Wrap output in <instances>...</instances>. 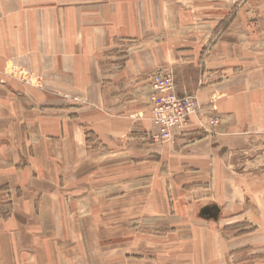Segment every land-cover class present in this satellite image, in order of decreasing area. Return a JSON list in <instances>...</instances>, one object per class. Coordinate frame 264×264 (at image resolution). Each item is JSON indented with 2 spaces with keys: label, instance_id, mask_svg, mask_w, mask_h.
<instances>
[{
  "label": "crops",
  "instance_id": "1",
  "mask_svg": "<svg viewBox=\"0 0 264 264\" xmlns=\"http://www.w3.org/2000/svg\"><path fill=\"white\" fill-rule=\"evenodd\" d=\"M98 1L87 3L86 15L110 4ZM0 3V75L12 53L32 46L35 50L17 63L41 72L47 85L35 89L9 78L0 82V264H93L91 241L98 234L85 226L103 216L96 215L88 178L95 174L91 169L101 165L130 164L153 176L160 191L149 195L153 210H141V217L172 214L169 202L157 198L166 192V185L158 184L161 169L171 177L176 194L185 177L211 179L225 210L240 206L251 211L252 199L242 180L253 179L238 174L235 163L228 162L236 150L254 146L252 135L264 133V68L235 72V37L226 32L212 51H203V37L189 50L195 56L181 60L175 40L161 37L160 31L175 36L178 29L192 27L189 11L206 15L197 3L184 8L174 0H125L118 13L109 11L100 25L89 23L84 33L79 24L83 9L74 0L71 7L58 9L56 23L52 13L41 9L39 29L35 11L47 2ZM69 17L72 51L64 55L48 38L63 29ZM198 27L206 31L205 25ZM77 44L87 55L79 53ZM117 46L131 50L123 56L122 50H114ZM161 65L175 68L180 96L198 94L208 126L212 119L208 134L193 133L197 125L192 119L185 132L175 136V146L161 147L153 140L158 128L151 119L150 72ZM89 138H95L98 149ZM81 188L85 191L74 194ZM184 212L194 211L186 207Z\"/></svg>",
  "mask_w": 264,
  "mask_h": 264
},
{
  "label": "rangeland",
  "instance_id": "2",
  "mask_svg": "<svg viewBox=\"0 0 264 264\" xmlns=\"http://www.w3.org/2000/svg\"><path fill=\"white\" fill-rule=\"evenodd\" d=\"M89 1L93 0H74L77 4L75 6L83 9L84 15L80 16L79 22L81 33H84V29L89 26V23L92 26L100 25L98 23L102 22L103 15L109 11L118 13L117 11L125 2V0H97L110 4L102 12L89 16L86 15L88 11L86 5ZM174 1L177 6L184 8H189L197 3L199 9L206 11V15H197L195 13L199 14V12L194 10L189 11L191 17L187 22L191 23L192 27L182 28L181 31L178 29L175 36L167 33L166 30L160 31L161 37L175 40L176 54L181 60L187 61L195 56L189 50L203 37L205 40L203 51H212L221 34L226 32L227 37H235V72L241 70L257 72L264 68V0H191V3H185L183 0ZM42 2H47V5L35 11L36 29H39L40 19L43 15L42 10L52 13L56 23L55 14L58 9L71 7L73 0H28L29 5ZM3 8L4 6L1 5L0 11ZM209 21L210 26L208 27ZM201 24L205 25V32L198 27ZM107 25L109 28L115 26L113 23ZM71 28L72 19L69 17L63 29L48 38L58 46L59 50H64V55L71 54L72 51L71 44L67 41L69 37L67 33ZM115 38L118 39L117 42L122 41L120 36H115ZM153 42L155 41L153 40ZM196 45L199 46V44ZM77 46L81 55L84 52L87 55L84 46L81 44H77ZM119 46L114 50H122L120 55L126 56L127 52L131 50V48L123 46L120 48ZM30 48L26 47L16 51L18 54L10 55L1 71L0 82L3 83L5 78H9L30 88L47 89L45 75L17 63L18 59L35 50L32 46ZM178 67L187 66L179 65ZM155 73H172L178 91V74H176L175 68L170 65H161L150 72V78ZM193 95L199 99L197 93L179 96ZM200 105L203 110L204 106L201 101ZM201 112L198 117L193 118L197 128L192 131L197 134H208L212 119L209 120L208 126ZM139 117H143V115L141 114ZM189 125L190 122L183 131H175L174 139L171 142L159 143L160 146H175V136L178 133H184ZM263 134L252 135L255 137L254 146L236 150L233 155L235 158L228 162L229 165L235 163V171L238 174L253 179L242 180L245 183L243 188H245L246 195L252 199L249 201L250 212L244 211L240 206L233 210H225L217 197L216 189L212 187L211 179H194L196 176L185 177L181 184L176 186L181 189L176 194L173 191L175 185L173 184L174 189L171 186V177L164 175L161 169L163 178L158 184L164 183L166 192L163 191L157 198L159 201L165 199L169 202L173 210L172 214L141 217L139 213L141 210H149L148 213L153 210L147 203L149 195L155 196L160 191L152 182V175H149L147 171L143 172L142 167L137 169L130 164L117 168H103L104 165H101L100 168L91 169L95 174L88 178L89 183L93 185L89 194L95 202L96 215L103 216L100 222L89 223L85 226L86 231L98 234L97 238L91 241L94 247L93 264H236L235 262H238L237 264H264ZM89 140L91 147L98 149L99 145L95 138H89ZM97 156L99 157V154ZM151 185L152 187H150ZM81 189L80 192L74 194L77 195L85 191L83 188ZM108 203L110 205L103 212L104 204ZM193 203L194 207H191ZM176 205L177 209H175ZM186 207L192 208L194 212L185 213ZM247 208L248 206L245 209ZM205 209L215 211V216L202 217V212ZM141 234L146 238L137 239V236ZM238 236L242 237L235 242V238ZM138 243L144 244V249L138 248ZM79 261H81L80 258Z\"/></svg>",
  "mask_w": 264,
  "mask_h": 264
},
{
  "label": "built area",
  "instance_id": "3",
  "mask_svg": "<svg viewBox=\"0 0 264 264\" xmlns=\"http://www.w3.org/2000/svg\"><path fill=\"white\" fill-rule=\"evenodd\" d=\"M150 79L151 119L158 128L153 139L157 143L171 142L175 131H183L194 117H198L200 101L196 95L180 97L172 73H155Z\"/></svg>",
  "mask_w": 264,
  "mask_h": 264
},
{
  "label": "water",
  "instance_id": "4",
  "mask_svg": "<svg viewBox=\"0 0 264 264\" xmlns=\"http://www.w3.org/2000/svg\"><path fill=\"white\" fill-rule=\"evenodd\" d=\"M215 211L211 210V209H205L203 212H202V216L205 217V218H210V217H213L215 216Z\"/></svg>",
  "mask_w": 264,
  "mask_h": 264
}]
</instances>
